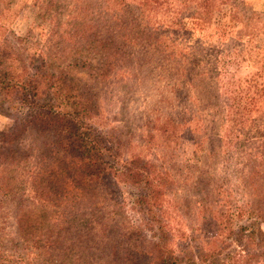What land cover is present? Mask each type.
Returning a JSON list of instances; mask_svg holds the SVG:
<instances>
[{
    "label": "trees",
    "instance_id": "1",
    "mask_svg": "<svg viewBox=\"0 0 264 264\" xmlns=\"http://www.w3.org/2000/svg\"><path fill=\"white\" fill-rule=\"evenodd\" d=\"M75 1L77 6L74 9L70 4L58 5L61 11H68L71 16L73 12L76 13L75 26L65 28L64 32L74 33L78 37L77 42H85L90 48L89 52L97 49L96 55L85 60H72L66 71L53 68L52 63L41 60L39 62L43 69L28 75V78L26 74H22L21 80L16 82H13L12 76L0 79V108L9 104L7 109L13 110L16 115L13 125L0 130L2 194H10V184L20 178L26 185L41 188L49 196L56 194L59 195L56 198L60 200L71 201L92 196L103 197L106 201L109 193H116L113 189L122 182L141 188L142 191H147L141 194L139 200L147 204L141 210L145 214L144 221L139 224L144 231L128 229L122 234L115 225L112 226L114 230L106 225L101 227L100 232L98 227L87 223L88 219L91 218L90 223L96 220L105 223L104 219L111 212H106L105 208H71L70 215L74 220L79 215L83 217L77 230L85 231L82 232L89 243L95 242L97 245L104 243L103 238L108 237L111 229V242L106 244L108 249L105 254H114L115 259H118L117 256L123 250L131 253L139 246L142 256L152 260L149 263L145 261L146 264H152L154 260V264H199L198 258L187 253L175 254L170 247L173 232L165 219L168 208L162 204L165 198L170 201V195L184 191L183 188L188 185L184 181L189 178V174L184 173L189 168L201 171L192 181L195 188L205 184L209 189L210 182L207 179L213 177L218 190H210L204 198L210 201L215 200L217 195H220L219 199L221 195L229 198L234 191V169L237 168L241 176L246 167L250 166L243 178L246 185L253 189L251 193L255 198L252 202L259 203L260 208L252 205L247 211L252 217L264 219L261 208L264 203V134L257 138L255 135L245 136L244 139L236 135L234 131L243 130L244 126L241 125L242 118L234 116L238 112L234 110L235 104L230 100L216 105L214 109L217 119H212L211 127L222 126L227 134L219 137L213 131L209 133L208 129L205 134H199L204 130L205 123L198 113L207 110L206 103H210V98L206 93L209 91H202L196 96L195 104L190 110L186 105L172 108L174 101L168 97V93L165 94L167 85L170 88L171 84L157 90L155 97L158 100L150 103L147 110L138 111V115H135L126 107L124 99L131 92L133 82L139 80L146 87V74L152 75L155 69L154 57H169L166 54L170 49V41L166 36L167 27L160 21L155 22L154 26L149 21L143 22L140 16H134L131 0ZM148 1L150 0H142V3L151 5L150 8H154L156 16H159L161 12L168 14L174 7L175 0H170L167 4L154 3L156 0L148 4ZM181 3L177 4L178 7L181 5V9L187 5L186 2ZM88 4L91 8L86 10ZM195 4L194 18L205 21V17H209V7L213 4L210 0H199ZM66 17L65 14L57 16V28L61 27L60 21ZM171 23L177 26L181 22L176 17ZM62 51L65 52V49L62 48ZM194 60L195 69L201 58L195 57ZM84 69L86 72L81 74L85 75H78V70ZM217 75L219 73L211 66L209 71L194 70L190 80L194 84H209L210 79ZM160 78L161 76H157L155 82L158 83ZM180 82L181 80L173 86L177 91L175 93H179L182 88ZM216 82H220L218 77ZM156 83L154 85L157 86ZM116 91L121 97L118 96L120 108L114 116V113L105 112L103 102L105 99L111 100V94ZM217 93L220 97L221 92ZM229 96L235 101L238 98L230 94ZM16 98L18 105H13ZM180 99L183 101L182 96L177 100ZM263 102L259 104L262 105L258 111L261 117L264 116ZM225 103L230 110L226 109ZM237 105L236 102V107ZM189 128L192 134L187 138L193 147L192 155L188 157L189 160L181 161L180 149H184L183 139H186L183 131ZM255 129L260 131L261 127ZM251 139L258 141L247 147ZM192 160L193 166L189 164ZM223 163L229 170L224 176L210 175L218 169L221 170L219 165ZM208 165L213 169L210 172ZM225 166H222L223 172ZM71 186L73 191L66 190ZM225 188L232 191L229 190L227 194L228 189ZM148 228L155 232L153 242L145 237V230ZM114 233L118 238H114ZM89 243L87 247L93 249L94 244L90 246ZM261 256L264 259V252ZM199 257H202V252Z\"/></svg>",
    "mask_w": 264,
    "mask_h": 264
},
{
    "label": "rangeland",
    "instance_id": "2",
    "mask_svg": "<svg viewBox=\"0 0 264 264\" xmlns=\"http://www.w3.org/2000/svg\"><path fill=\"white\" fill-rule=\"evenodd\" d=\"M131 1L134 16H140L143 22L149 21L150 25L156 26L155 22L160 21L167 27L166 36L170 41V49L166 51L169 57H154L155 69L152 75L146 74L148 76L146 87L139 80L131 84V92L126 94V98L123 96L126 107L138 115V111L147 110L150 103L158 100V97H155L158 94L157 90L171 84L170 88L167 85L165 94L168 93V97L174 101L171 104L172 108L176 105L180 108L186 105L190 110L195 104L196 96L207 90L209 93L206 95L210 98V103H206L208 108L205 112L198 113L205 123L204 130L199 134H205L207 129L209 133L213 131V134L219 137L227 134L222 126L211 128L212 119H217L214 108L225 100L233 101L234 110L238 112L234 116L242 118L241 125L244 129L234 131L236 135L244 139L245 136L255 135L257 138L264 134V116L261 117L258 112L262 105L259 104L264 101V0H210L213 5L209 7V17L206 16L205 21L194 18L196 14L194 6L199 0H175L170 14L161 12L159 16H156L154 8H150L151 5L143 4L142 0ZM151 1L153 0L148 1V4H151ZM169 1L156 0L154 3L167 4ZM181 2L187 3L182 9L181 5L180 7L177 5ZM59 4H70L73 9L77 6L75 0H0V79L12 76L13 82H16L21 80L22 74H26L28 78V75L34 74L38 69H43L39 62L41 60L49 61L53 68L66 71L72 60L76 58L85 60L96 55L97 49H91L89 52L90 48L85 42H77L78 37L74 33L64 32L65 28L75 26L76 13L73 12L71 16L68 11H61L58 8ZM86 7V10L91 8L90 4ZM60 14L67 17L60 21L61 27L57 28L56 19ZM84 15L87 16L86 12ZM176 17L181 23L174 26L171 22ZM195 57L201 58V61L194 69ZM211 66L215 67L217 74L219 73L210 79L211 83H191L190 77L194 75V70L209 71ZM81 72L86 70H78V75L83 76L85 73ZM157 76H161L158 83L155 82ZM217 77L220 82H216ZM179 80L182 88L179 93H175L177 91L173 86ZM217 91L221 92L220 97ZM212 94L213 96H210ZM229 94L234 98L238 96L236 101L231 100ZM111 95L112 101L110 98L108 101L105 99L103 108L105 107L106 113L111 112L115 116L120 108L117 102L120 94L116 91ZM180 96L183 97V101L177 100ZM206 100L208 101L207 98ZM15 101L13 105H18L17 98ZM8 106L10 105L6 104L0 108V130L15 122L16 115L13 110L7 109ZM225 107L228 109L229 105L225 103ZM257 127H261L260 131L255 129ZM184 133L186 139H183L184 149H180L181 161L189 160L188 157H191L193 150L187 138L192 134L191 129L183 131V135ZM257 141L251 139L247 147ZM189 164L193 166V160ZM208 166L209 172L212 171L211 165ZM219 166L221 170L218 169L210 175L224 176V173L229 171L225 163ZM222 166H225L224 172ZM249 169L250 166H247L241 176L239 170L234 169V191L229 198H223L221 195L219 199L220 195H217L215 200L210 201L204 198L208 196L210 190H218L212 180L213 177L207 179L210 182L209 189L205 184L195 188L192 181L201 171H196V168L185 171L184 174H189V178L184 181L188 183L186 188L181 187L184 191L170 195V201L165 198L162 204L168 208L165 219L168 220L167 224L173 232L170 247L175 254L187 253L198 258L199 264H264L261 256L264 252V219L252 217L247 211L252 205L260 208L259 203L252 202L255 198L251 193L253 189L246 185L243 178ZM171 177L174 179V176ZM226 184L227 181L225 186ZM66 190L73 191V186L67 187ZM229 190L232 191L228 189L227 194ZM9 192L10 194L3 195L0 187V264L152 262L142 256L139 246L131 253L123 250L121 255L117 256L118 259H115L114 254L111 256L105 254L108 249L106 244L111 242L109 233L111 229L114 230L113 225L119 228L122 234L128 229L144 231L139 224L144 221L145 214L141 210L145 209L147 204L139 200L141 194L147 191H142L141 188L131 187L122 182L113 189L116 193L112 195L109 193L106 201L103 197L95 196L71 201L60 200L56 198L59 196L56 194L49 196L41 188L26 185L20 178L10 184ZM71 208L78 210L105 208L106 212H111L104 219L105 223L97 220L90 223L91 218L88 222L84 221L98 227L100 232L103 226L111 228L108 237L103 238L104 243L97 245L95 242L89 243L83 234L85 231L77 230L78 224L82 222V215L78 214L79 219L74 220L70 215ZM261 208L264 216V203ZM145 233L146 239L153 242L155 232L148 228ZM115 237L118 238L114 233ZM88 243L90 246L94 244V248L89 249Z\"/></svg>",
    "mask_w": 264,
    "mask_h": 264
}]
</instances>
